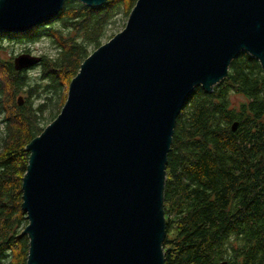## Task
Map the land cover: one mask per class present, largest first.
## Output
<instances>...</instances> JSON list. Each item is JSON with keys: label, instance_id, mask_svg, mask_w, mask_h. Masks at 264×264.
Returning a JSON list of instances; mask_svg holds the SVG:
<instances>
[{"label": "water", "instance_id": "1", "mask_svg": "<svg viewBox=\"0 0 264 264\" xmlns=\"http://www.w3.org/2000/svg\"><path fill=\"white\" fill-rule=\"evenodd\" d=\"M66 1L0 0V33L50 23ZM241 51L264 71V0H137L26 146L27 264H165L177 117L197 87L211 93L228 76ZM39 62L27 53L14 60L18 69Z\"/></svg>", "mask_w": 264, "mask_h": 264}, {"label": "trees", "instance_id": "2", "mask_svg": "<svg viewBox=\"0 0 264 264\" xmlns=\"http://www.w3.org/2000/svg\"><path fill=\"white\" fill-rule=\"evenodd\" d=\"M136 1L93 7L67 0L50 23L0 33V264H27L26 146L60 113L90 48L103 43L119 14L129 17ZM43 37L59 52L18 69L4 41L34 43ZM232 93L246 101L231 106ZM165 213V264H264V71L249 53L233 59L228 76L211 93L197 87L178 115Z\"/></svg>", "mask_w": 264, "mask_h": 264}, {"label": "rangeland", "instance_id": "3", "mask_svg": "<svg viewBox=\"0 0 264 264\" xmlns=\"http://www.w3.org/2000/svg\"><path fill=\"white\" fill-rule=\"evenodd\" d=\"M127 20H128L127 16L123 14H119L116 19V22L113 25L108 26V36L109 37L107 36L106 38H104L103 43L110 40L111 38L110 36H114L121 30H123L127 23ZM4 45H5L6 50L8 47V51L13 56H18L19 54H22V53L32 54L34 56H41L42 54H50L51 56H54L56 53L59 52L56 49L55 45L51 42V40L45 37L39 39L38 41L34 43L4 41ZM94 50H95V47L90 48V54ZM4 56L11 57V55L9 54H4ZM31 74L38 75L37 70H33ZM230 101H231V106L236 108V107H239L242 102L246 101V97H244L243 95L237 94V93H232L230 96ZM46 126L47 125H45V127ZM169 236L173 237L172 234H169Z\"/></svg>", "mask_w": 264, "mask_h": 264}]
</instances>
